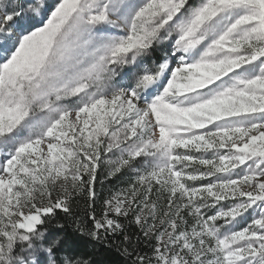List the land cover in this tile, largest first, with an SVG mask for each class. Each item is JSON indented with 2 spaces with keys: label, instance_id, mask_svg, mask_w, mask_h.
Segmentation results:
<instances>
[{
  "label": "snow or ice",
  "instance_id": "snow-or-ice-1",
  "mask_svg": "<svg viewBox=\"0 0 264 264\" xmlns=\"http://www.w3.org/2000/svg\"><path fill=\"white\" fill-rule=\"evenodd\" d=\"M33 5L0 0V264H91L42 228L77 198L131 264H264V0Z\"/></svg>",
  "mask_w": 264,
  "mask_h": 264
},
{
  "label": "trees",
  "instance_id": "trees-1",
  "mask_svg": "<svg viewBox=\"0 0 264 264\" xmlns=\"http://www.w3.org/2000/svg\"><path fill=\"white\" fill-rule=\"evenodd\" d=\"M161 58V57H160ZM100 177H97L95 190L97 193V201L95 205V214L100 216L102 213L103 200L116 192V187L110 186L113 181H107L102 186L99 185ZM90 211L88 203L84 198H77L73 202V215L66 216L64 213L57 211L56 219L50 223H46L42 228L47 230L48 235L55 236L59 234L63 239L70 242L76 255L88 259L91 264H131V260L127 259L118 250L121 247L122 236H109L110 244L105 245L92 240L90 237L82 236L77 232L76 226L80 221H84L91 227L88 221L87 213ZM130 219V218H129ZM121 223L125 226V232L133 237V243H137L136 238L139 237V248L141 252H150V245L145 241L138 227L134 223H129L128 219L121 218ZM63 225V228L57 227ZM131 251V248H129ZM134 259V257H133Z\"/></svg>",
  "mask_w": 264,
  "mask_h": 264
},
{
  "label": "rangeland",
  "instance_id": "rangeland-1",
  "mask_svg": "<svg viewBox=\"0 0 264 264\" xmlns=\"http://www.w3.org/2000/svg\"><path fill=\"white\" fill-rule=\"evenodd\" d=\"M56 0H44L45 3V8L41 9V13L42 14H46L48 12V8L47 5L55 3ZM39 3V0H34V5ZM44 18L46 19V15L44 16ZM41 18L37 17L36 20L34 21L35 26H40L41 24ZM157 57H163V52L162 51H157L154 53V58ZM129 69L126 67L124 69V71H128ZM97 177L101 178V181L99 182V187L100 185L102 186L103 184H105L107 181H113L112 184L110 186L116 187V191H119L123 188H126L127 185L132 182L134 180V174L127 172L126 170L122 173L117 174L116 176H108L107 174V166L106 165H102L100 168H98V174Z\"/></svg>",
  "mask_w": 264,
  "mask_h": 264
}]
</instances>
